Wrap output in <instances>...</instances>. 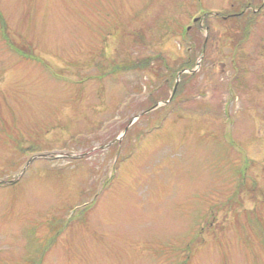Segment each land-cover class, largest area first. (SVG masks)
I'll return each instance as SVG.
<instances>
[{
    "label": "rangeland",
    "instance_id": "374dc122",
    "mask_svg": "<svg viewBox=\"0 0 264 264\" xmlns=\"http://www.w3.org/2000/svg\"><path fill=\"white\" fill-rule=\"evenodd\" d=\"M0 264H264V0H0Z\"/></svg>",
    "mask_w": 264,
    "mask_h": 264
},
{
    "label": "trees",
    "instance_id": "16d2710c",
    "mask_svg": "<svg viewBox=\"0 0 264 264\" xmlns=\"http://www.w3.org/2000/svg\"><path fill=\"white\" fill-rule=\"evenodd\" d=\"M247 10H249V8L248 7L245 8V6H243L242 8H240V10L237 13L230 14V15L226 14L225 18H220V20H219V21H224L225 24L226 23L228 24L226 26L228 29L226 32V35L229 37V39H231L230 42L232 40H234L233 44L239 43L242 40V38L246 37V35L248 34V28H249L250 20H247V17H246ZM202 23L207 30V35L202 39V41L197 39L196 44L192 43L193 44L192 49L197 48L200 51V53H202L201 52L202 50L207 51V50H210L212 48L213 49H215L216 47L218 48L217 36L220 35V34H218V35L215 34V32L213 31L214 27H212L211 22L208 18H204ZM187 27H186V31H184V33L182 35L183 36L182 39L186 45L188 44L189 41H192V36H189V35L190 34L194 35L195 33L200 32L201 28H202L197 23L192 27V30L190 31V34H189ZM212 32L214 35L212 34ZM187 48L189 49V45H187ZM188 57H190L188 61L186 60L183 63L180 61V64L178 67V72L182 69L184 70V69H187V68L191 67L192 65H194V62H195L197 56L188 52ZM174 72L176 73V71H174ZM191 77H192V75L189 76L188 74L187 75L186 74L181 75V78L184 79L183 82H185V81L188 82L190 79H192ZM156 101H158V100H156V98L152 99V102L155 103Z\"/></svg>",
    "mask_w": 264,
    "mask_h": 264
},
{
    "label": "water",
    "instance_id": "95a60500",
    "mask_svg": "<svg viewBox=\"0 0 264 264\" xmlns=\"http://www.w3.org/2000/svg\"><path fill=\"white\" fill-rule=\"evenodd\" d=\"M194 21H197V19H195ZM220 65H221V67H222V66H224V64H223V63H221ZM183 72H184V70H183V71H181V73H183Z\"/></svg>",
    "mask_w": 264,
    "mask_h": 264
}]
</instances>
